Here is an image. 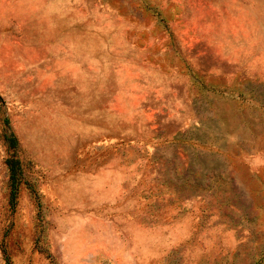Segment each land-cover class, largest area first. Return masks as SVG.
I'll use <instances>...</instances> for the list:
<instances>
[{"label": "rangeland", "instance_id": "obj_1", "mask_svg": "<svg viewBox=\"0 0 264 264\" xmlns=\"http://www.w3.org/2000/svg\"><path fill=\"white\" fill-rule=\"evenodd\" d=\"M0 264H264V0H0Z\"/></svg>", "mask_w": 264, "mask_h": 264}, {"label": "trees", "instance_id": "obj_2", "mask_svg": "<svg viewBox=\"0 0 264 264\" xmlns=\"http://www.w3.org/2000/svg\"><path fill=\"white\" fill-rule=\"evenodd\" d=\"M15 177L13 176V182H14V187H13V192H12V199L14 200L16 197V183H15Z\"/></svg>", "mask_w": 264, "mask_h": 264}]
</instances>
